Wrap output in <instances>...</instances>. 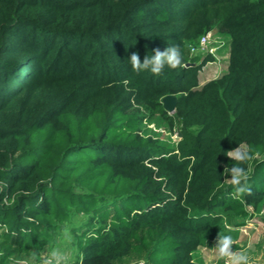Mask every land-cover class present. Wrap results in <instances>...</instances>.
Returning a JSON list of instances; mask_svg holds the SVG:
<instances>
[{
  "label": "trees",
  "instance_id": "trees-1",
  "mask_svg": "<svg viewBox=\"0 0 264 264\" xmlns=\"http://www.w3.org/2000/svg\"><path fill=\"white\" fill-rule=\"evenodd\" d=\"M208 7L224 8L229 66L193 89L182 65L199 38L177 27ZM169 45L179 66L131 67V52ZM166 95L181 121L172 151L131 109ZM239 144L249 177L233 186L225 153ZM263 198L264 0H0V264L67 227L79 264H193L221 212L244 218Z\"/></svg>",
  "mask_w": 264,
  "mask_h": 264
},
{
  "label": "rangeland",
  "instance_id": "rangeland-1",
  "mask_svg": "<svg viewBox=\"0 0 264 264\" xmlns=\"http://www.w3.org/2000/svg\"><path fill=\"white\" fill-rule=\"evenodd\" d=\"M224 13V8L208 7L204 20H196L195 24L192 20L188 23L183 21L177 27L186 36V43L190 40L195 42L196 38L204 35L207 39L206 44L196 53L190 51V62L182 65L191 77L195 76L193 89H199L206 82L219 79L228 70L230 37L221 25ZM203 21L207 23L206 28L199 32L200 23ZM152 101L162 103V98L138 97L131 103V109L139 116V128L156 145L169 151L175 150L181 121L173 114L174 111L168 113L169 117L162 116ZM221 216L220 224L213 230L206 231L208 236L191 252L193 264H228L226 258L216 255L215 247L219 236L223 235L232 236L234 244L231 247L235 251L244 252L248 256V264H264V198L255 207L250 206L249 215L244 218L232 211H223ZM84 221L83 217L73 218L76 226H82ZM68 228L53 233V239L42 251H32L29 257L14 264H46V261L57 264L51 255L53 251H58L62 257L59 264H79L78 258L82 253L70 245L73 235Z\"/></svg>",
  "mask_w": 264,
  "mask_h": 264
},
{
  "label": "clouds",
  "instance_id": "clouds-1",
  "mask_svg": "<svg viewBox=\"0 0 264 264\" xmlns=\"http://www.w3.org/2000/svg\"><path fill=\"white\" fill-rule=\"evenodd\" d=\"M128 59L135 71L149 70L152 73H160L165 66L175 68L183 62L181 49L177 45H169L164 50L154 49L151 55H144L143 59L140 58L137 52L133 51L128 56ZM225 154L237 162L231 169H225V171H230V184L235 186L241 180H247L249 172L241 164L250 158L249 148L246 145H236ZM244 191V187L236 189L237 193ZM233 244L234 241L231 235L219 236L218 244L215 247L216 255L220 258H226L228 264H248V256L244 252L233 250L231 247ZM51 255L55 258L57 264H59V261L62 259L59 252L53 251ZM46 264H51V262L46 261Z\"/></svg>",
  "mask_w": 264,
  "mask_h": 264
},
{
  "label": "water",
  "instance_id": "water-1",
  "mask_svg": "<svg viewBox=\"0 0 264 264\" xmlns=\"http://www.w3.org/2000/svg\"><path fill=\"white\" fill-rule=\"evenodd\" d=\"M177 99L174 95H166L162 98V105L163 108L168 112L171 113L174 111L176 106Z\"/></svg>",
  "mask_w": 264,
  "mask_h": 264
},
{
  "label": "built area",
  "instance_id": "built-area-1",
  "mask_svg": "<svg viewBox=\"0 0 264 264\" xmlns=\"http://www.w3.org/2000/svg\"><path fill=\"white\" fill-rule=\"evenodd\" d=\"M207 42L206 36H201L197 42V44H193L190 47L191 53H196L201 47H203Z\"/></svg>",
  "mask_w": 264,
  "mask_h": 264
}]
</instances>
